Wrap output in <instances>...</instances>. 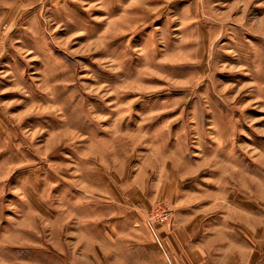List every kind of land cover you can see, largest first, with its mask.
Returning a JSON list of instances; mask_svg holds the SVG:
<instances>
[{"label": "rangeland", "instance_id": "1", "mask_svg": "<svg viewBox=\"0 0 264 264\" xmlns=\"http://www.w3.org/2000/svg\"><path fill=\"white\" fill-rule=\"evenodd\" d=\"M264 264V0H0V264Z\"/></svg>", "mask_w": 264, "mask_h": 264}, {"label": "crops", "instance_id": "2", "mask_svg": "<svg viewBox=\"0 0 264 264\" xmlns=\"http://www.w3.org/2000/svg\"><path fill=\"white\" fill-rule=\"evenodd\" d=\"M178 264H199V263H188V262H181V263H178ZM200 264H202V263H200ZM204 264V263H203Z\"/></svg>", "mask_w": 264, "mask_h": 264}]
</instances>
